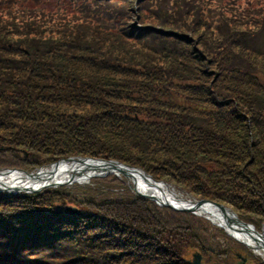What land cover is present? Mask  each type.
Wrapping results in <instances>:
<instances>
[{
    "label": "trees",
    "instance_id": "trees-1",
    "mask_svg": "<svg viewBox=\"0 0 264 264\" xmlns=\"http://www.w3.org/2000/svg\"><path fill=\"white\" fill-rule=\"evenodd\" d=\"M4 1L0 15L8 13L5 20L0 18V129L10 132L0 138V167L15 168L9 158L22 164L29 160L18 155L19 149L48 157L31 162L36 165L30 170L69 156L114 159L156 180L181 184L202 199L228 204L243 213L240 219L261 228L264 45L258 42L261 51H251L244 38L263 41L264 20L254 23L255 30L246 36L238 29L244 24L218 0L220 9L206 18L216 26L205 22L195 28L187 20L199 16L198 11L205 16L209 8L185 3L173 20L166 15L165 27L158 28L184 35L181 39L139 23L138 11L128 9L130 23L125 25L127 13L111 6V0H61L66 4L62 14L83 18L77 24L49 9V1ZM57 16V26L46 27ZM145 32L153 36L151 44L143 42ZM184 44H194V49ZM56 190L23 193L10 202H40ZM10 197L0 194V199ZM117 199L132 208L126 221L91 212L81 202H53L52 207H35L44 216L18 228L6 223L12 217L13 223L18 221V214L0 219V235H9L13 254L12 244L15 251H30L49 248L59 238H73L84 248L102 243L103 249L117 247L102 259L91 254L86 264H192L187 258L198 250L221 252L236 264L235 246L217 249L206 235L222 233L204 220L167 208L159 212L147 198L133 207L136 200ZM69 206L80 214L66 212ZM88 229L95 230L93 235L85 233ZM111 233L118 237L101 240ZM182 233L191 236V246L181 240ZM84 248L74 249L78 255L69 260H81ZM10 256L0 258V264L15 262ZM249 259L264 264L259 256Z\"/></svg>",
    "mask_w": 264,
    "mask_h": 264
},
{
    "label": "rangeland",
    "instance_id": "rangeland-1",
    "mask_svg": "<svg viewBox=\"0 0 264 264\" xmlns=\"http://www.w3.org/2000/svg\"><path fill=\"white\" fill-rule=\"evenodd\" d=\"M12 0H5L3 3L5 2H9ZM21 0H17V2H20ZM25 1V0H24ZM31 1V0H30ZM50 2V6L52 7H48L49 9L53 10L54 12H56L57 14H61V18L65 19L67 22H73V23H80L82 22V17L79 14L76 13H67V14H62L61 8H63L66 4L61 0L60 2L62 3L61 6L60 4L57 2L58 0H41L42 3L44 2ZM216 0H111L110 5L111 6H116L117 8L121 9L122 11H124V13H127L128 9L132 10V11H138L139 14V23L142 24H146V26H151L153 25V27H155L156 29H158L159 27H165L162 24V21H164V19H166V15H168V17L171 18V20H173V17L176 16V10L177 7L179 8L180 6H185L186 4H192L195 5L197 8L200 7V9H202V6L204 5L205 9L209 8L208 10H205L206 15H202L199 11L198 14L199 16H195V18H190L187 21H189L190 23L193 21L192 26L195 28H201L203 27L204 23L206 22L208 25L211 26H216L217 22H215L214 20H211L210 18L207 20L206 18H208V16L212 15L210 12H215L217 13V10L220 9V3L217 0V3L215 2ZM222 1V0H220ZM224 2L227 4V10L228 12L233 15L234 17H236L239 22H241V24L243 23L244 26H240L238 25V29L243 30L246 33V36H251V32H253L255 29L253 28V24L254 23H260L264 20V0H224ZM56 7V8H55ZM165 10V11H164ZM165 12V13H164ZM8 11L3 13L0 15L1 19L5 20V17L7 15ZM11 14V13H10ZM126 16V21L124 22L125 25L127 23H130V17L131 15L124 14ZM13 16V15H12ZM12 16H9L10 18ZM180 16H178L177 18H179ZM213 19H217L214 18L213 16H211ZM57 19H60L59 16L52 18L51 20H48V23L46 24V27L48 28H54L55 26H57ZM168 20V19H167ZM169 20V21H171ZM38 23H41L40 21H37ZM42 24V23H41ZM262 25V24H260ZM221 26V24L219 25ZM148 31V30H147ZM155 34V33H154ZM147 37L144 39L143 42L147 43V44H151L152 43V38L153 36L149 37V33L145 34ZM156 35H159L156 33ZM160 36V35H159ZM196 37H198V34L196 33L195 35H193V38L195 39ZM253 38V36H252ZM170 40H172L171 38H169ZM258 39V38H257ZM257 39L253 38H244V40H246V42H248L249 44L246 46L247 48H249V50L253 51H261V46L258 48V42L262 45H264V40H260L257 41ZM188 47V50L194 49V44L191 45H185ZM264 50V49H263ZM9 130H5V129H0V138H4L5 135L7 133H9ZM32 152H36V151H32ZM18 155L22 156L23 158H28L29 160H25V163H21L19 161H16L14 158H9L8 160L12 161L14 164L16 165L15 168L13 169H17V170H21L24 172H28V173H32V172H36L39 169H46L49 168L51 164L47 165V166H40L37 167L34 170H30L29 167L30 166H34L36 165V163H41L45 160L48 159V157H46L45 155L39 153H31V154H27V151H24L22 149H19L18 151ZM32 155V156H31ZM80 156H69V157H65V158H60L58 161H62V160H66L68 158H78ZM81 158H90V157H81ZM93 159H99V160H106L108 161V159H101V158H93ZM34 160V161H32ZM109 160H113L116 162H119L120 164L123 165H127L130 167H134L128 164H125L123 162H120L118 160H114V159H109ZM31 162H36L34 164H31ZM54 162V163H56ZM137 168V167H135ZM0 169H12V168H7V167H0ZM139 170L144 171L141 168H137ZM146 172V171H144ZM147 173V172H146ZM154 179V178H153ZM156 180V179H155ZM156 181H160L165 183L167 186H169V189L172 190L174 192L175 195H177L178 197H180L183 200H187V201H198V200H208V199H202L200 198L198 195L188 191L187 188H182L183 186L181 184H176V183H169L166 181H162V180H156ZM196 182V181H194ZM60 189L56 190V193L51 196V193L43 195L42 198H40V202H26L24 203V200H22L23 202H21V200L15 201L17 203H11V199L14 197V195L10 198L7 199H0V219H5L4 217H7L9 215H12L15 213L18 214L17 218L18 221H15L13 223V221L15 220L13 217L11 219H7L8 221L6 222L7 224H12L13 228H18L17 226H19V224L21 223H28L30 222V220L34 221L35 218H38V216H44V214H40V213H44L39 209H36L35 207L37 206H43V207H52L53 206V202L56 203H66V204H80L87 209H91V212H96L99 215H101L102 213H109V214H113L115 215V219L116 220H121V221H126V219H128L129 217H126L128 214H131V210L132 208H125V205L120 204L118 201L119 199H117L118 196H122L123 202H127L128 200L132 199L133 201L136 200V202L134 204H130L133 206L136 205H141L142 203L139 201L140 199H142V197L138 196L137 193L133 190V184L129 181V178L124 177L122 174L118 173V177L115 178L113 176V174H111L110 176H106L105 174H103L102 176H98V177H93L92 179L87 180L84 184H76V183H72V184H68L65 186H60L58 187ZM174 188V189H173ZM52 189V188H50ZM44 190V189H42ZM42 190L38 191V192H42ZM176 192V193H175ZM18 195H21L20 193ZM17 195V196H18ZM130 198V199H129ZM104 199H107V201H105ZM147 200V199H146ZM132 201V203H133ZM150 201V200H148ZM211 201V200H208ZM7 202V203H6ZM214 202V201H212ZM153 203V202H152ZM219 203L221 205H223L225 208H227L231 213L233 212L235 214V216L242 222L250 225L251 227H253L255 229V231L259 232V233H263L264 232V223L259 224V226L261 228H256L253 224L251 223H247L245 221H243L242 219H240V217L243 215L242 212L234 209L232 206L222 203V202H216ZM156 206L159 209V212H162L161 210H163V208H167V207H162L158 204L155 203ZM170 209V208H167ZM23 210V211H22ZM35 210V211H34ZM172 210V209H170ZM173 211V210H172ZM40 212V213H39ZM175 212H181V213H187V212H182V211H175ZM196 213V211H195ZM189 213L194 215L196 218L200 219V220H204L205 222L209 223L211 226L219 229L221 231V235L219 233H216V231H211L210 234L206 235V238L209 239V241L217 248V249H221V250H229L230 246H235V263L236 264H243V259H245L244 264H251L250 262V257L252 255L254 256H264V250H260L259 253H256L254 249H252V246L250 247H246L244 246L245 244H242L241 241H237L235 239H233V237L230 235L229 230L220 227L218 224L210 221L209 219L205 218L204 216L198 215L197 213ZM251 218L255 219L257 222H259V219L254 216L253 214H249ZM23 218H27V219H23ZM13 219V220H12ZM165 220H170V217H165ZM11 221V222H10ZM17 223V224H16ZM38 225V224H37ZM26 226H24L25 228ZM161 229V228H159ZM94 229H88L85 233L89 234V235H93L92 232H94ZM97 234V233H96ZM198 234V233H197ZM82 235V234H81ZM113 237H118L117 234L115 233H111V234H107L106 236L102 237V241L105 242V240L109 239L110 236ZM11 236V235H10ZM75 237H79L78 235H76ZM156 238V237H155ZM181 240H183L184 244L190 245L193 243V239L191 238V236H188L187 234L182 233V235L180 236ZM75 239L70 238L68 240L65 239H61L59 238L58 240H54L53 241V245L50 246L49 248L43 246L40 247L39 249H30V251L25 250L23 248H20V251L17 250L15 251V247L11 246V249L14 250V254L16 253V255H14L12 253V250H10L8 248V246L11 244L10 240H9V235L7 234L6 237L5 235H0V258L2 257H7L10 256V254H12L11 259L14 260V256H15V262H9L11 264H25V262L23 263V261H28L26 263H30V262H34V264H86L88 261V259L90 258L91 254H95V256H97V258H103L104 253L107 252H112L114 250H117L116 246H106L105 249H103V247L106 244H101L98 248L97 247H86L84 248V246L78 245V241L76 240L75 243H73ZM76 245V246H75ZM191 246V245H190ZM256 244L254 243L255 247ZM81 248H84V253H81L80 255L82 256V259L79 260L78 262L76 261V259L74 260H69L71 258H74L76 255H78V253L76 255H74V249L79 250ZM133 247H130V250ZM8 250V251H7ZM198 252L200 253L199 255L201 256V261L202 264L203 262H206V264H229L232 263V260L228 257V255H222V253L217 252V253H202L201 251L198 250ZM263 253V254H262ZM191 253V255L188 256L187 260L190 258L191 259V263L193 261V256L196 254ZM262 254V255H260ZM193 255V256H192ZM263 258V257H261ZM86 259V260H85ZM200 261V263H201ZM31 264V263H30ZM233 264V263H232Z\"/></svg>",
    "mask_w": 264,
    "mask_h": 264
},
{
    "label": "bare ground",
    "instance_id": "bare-ground-1",
    "mask_svg": "<svg viewBox=\"0 0 264 264\" xmlns=\"http://www.w3.org/2000/svg\"><path fill=\"white\" fill-rule=\"evenodd\" d=\"M98 166H101L99 168L108 167L110 169H108L107 171H101L98 170ZM116 168L117 166L111 167V165L107 163L101 164L92 161H59L57 164H54L49 168L39 169L36 172L32 173L20 171L17 169H0V190H17L16 195H18L19 193H32L34 191L31 190H37L47 185L50 186L48 188H58L61 186V184L72 179L79 181L75 183H80L92 179L94 176H99L104 173H106V176L113 174L115 177H118V169ZM130 175L131 177H128L129 181L134 184V187L141 194L146 195V197L144 198L149 199L150 197H154L156 200L166 201L175 208H184L192 205L191 203L183 201V199L181 198H176L177 196L172 190H170L171 188L169 189V186L153 182L149 179L148 181L144 180L142 174L136 171H131ZM0 193H5V191H1ZM149 200L156 203L152 198H150ZM195 211L198 215L204 216L210 221L226 229L223 214L216 207L210 204H201L199 208ZM226 214L228 216V220L229 218L233 219L231 213L226 212ZM231 225L232 229L229 232H233L232 234L233 236H235L236 239L241 242H244L248 246H254V242L250 239L252 236H254L251 228L247 227L243 229L242 226H239L238 229V227H236L233 223ZM235 229L239 233H235ZM246 235L250 238H248Z\"/></svg>",
    "mask_w": 264,
    "mask_h": 264
},
{
    "label": "water",
    "instance_id": "water-1",
    "mask_svg": "<svg viewBox=\"0 0 264 264\" xmlns=\"http://www.w3.org/2000/svg\"><path fill=\"white\" fill-rule=\"evenodd\" d=\"M152 30L157 31V32H160V33H162V34H164L166 36H173V37H178V38H181V39L185 37L182 34H177V33H173V32L166 33V32H162L161 30L153 29V28H152ZM62 161H79V162L92 161V162H98V163H101V164L102 163H104V164L107 163V164L111 165V167H116L117 166L116 169H118V173L122 174L126 178L127 177H131V175H130V172L131 171H136V172H139L140 174H142V177H143L144 180H147L148 181V179H149V180H151L153 182L160 183V184H164L165 186H167L163 182L154 180L149 174H147L146 172H144L142 170H139V169H137L135 167H130V166H127V165L120 164L119 162H116V161H113V160L106 161V160H99V159H93V158H81V157H78V158H68V159L62 160ZM57 163L58 162H56L54 164H57ZM54 164H52V165H54ZM99 167H101V166H98L97 167L98 170H101V171H107L108 169H110L108 167H102V168H99ZM98 170H96V171H98ZM104 174L106 175V173H104ZM102 175H99V176H102ZM94 177H98V176H94ZM75 182H79V181H76V180L72 179L70 181H67V182L61 184V185H68V184H72V183H75ZM85 182L86 181H83V182H80V183H85ZM48 187H50V186L47 185V186H44L43 188H39L37 190H31V191L38 192V191H40V190H42L44 188H48ZM133 190L137 193L138 196H140L142 198L146 197V195L141 194L134 187V184H133ZM0 191H5L7 193L8 192H10V193H17V190H12V189H4V190H0ZM34 192H32V193H34ZM150 198H152L158 205H160L162 207L164 206V207L170 208V209L175 210V211L190 212V213H195V210H197L201 204H210V205L216 207L218 210H220V212L223 214V218H224V221H225V226H226V228L228 230L230 229L229 231H231V229H232V225H231L232 223L236 227H238V229H239V226H242L243 229L244 228H247V227L251 228V230L253 231L254 236H252L251 238L249 236H247V235L246 236L248 238H250L256 244V246L255 247H252V249H254V250H264V232L263 233H259V232L255 231V229L253 227H251L250 225H248V224L240 221L235 216V214L233 212L231 213L227 208H225L223 205H221L219 203L212 202V201H208V200H198V201H187V200H183V201H185L187 203H191L192 205L189 206V207H184V208H175L171 204L167 203L166 201L156 200L154 197H150ZM176 198H180V197L177 196ZM66 211L69 212V213L80 214L79 210H77L76 208H73V207H67L66 208ZM226 212L231 213V215L233 216V219H230L229 218V220H228V216H227ZM220 227H222V226H220ZM242 227H241V230H242ZM232 233L233 232H230V235L233 238H235V236H233ZM235 233H239V232H237V230L235 229ZM242 244H245V243L242 242ZM245 246L246 247H250V246H248L246 244H245ZM193 258L194 259L192 261V264H200V256L198 254L194 255ZM244 261H245V259H243V264H244Z\"/></svg>",
    "mask_w": 264,
    "mask_h": 264
}]
</instances>
